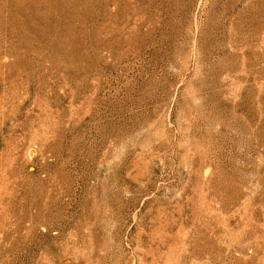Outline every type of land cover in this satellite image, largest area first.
<instances>
[{
	"label": "rangeland",
	"instance_id": "rangeland-1",
	"mask_svg": "<svg viewBox=\"0 0 264 264\" xmlns=\"http://www.w3.org/2000/svg\"><path fill=\"white\" fill-rule=\"evenodd\" d=\"M0 264H264V0H0Z\"/></svg>",
	"mask_w": 264,
	"mask_h": 264
}]
</instances>
